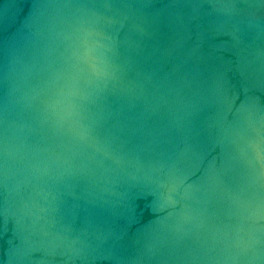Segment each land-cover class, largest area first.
I'll return each mask as SVG.
<instances>
[{"label":"water","instance_id":"1","mask_svg":"<svg viewBox=\"0 0 264 264\" xmlns=\"http://www.w3.org/2000/svg\"><path fill=\"white\" fill-rule=\"evenodd\" d=\"M0 264H264V0H0Z\"/></svg>","mask_w":264,"mask_h":264}]
</instances>
